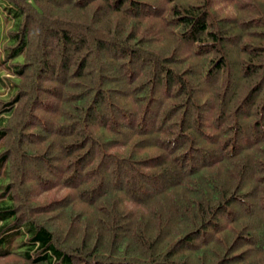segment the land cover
Masks as SVG:
<instances>
[{
  "label": "trees",
  "instance_id": "16d2710c",
  "mask_svg": "<svg viewBox=\"0 0 264 264\" xmlns=\"http://www.w3.org/2000/svg\"><path fill=\"white\" fill-rule=\"evenodd\" d=\"M0 7V264H264V0Z\"/></svg>",
  "mask_w": 264,
  "mask_h": 264
},
{
  "label": "rangeland",
  "instance_id": "374dc122",
  "mask_svg": "<svg viewBox=\"0 0 264 264\" xmlns=\"http://www.w3.org/2000/svg\"><path fill=\"white\" fill-rule=\"evenodd\" d=\"M2 11H3V9L0 7V18H1V16H2ZM29 170V169H28ZM30 171V170H29ZM27 175H29V174H31V173H29L28 171H27V173H26ZM52 177H54L53 176V174H52ZM26 178V177H25Z\"/></svg>",
  "mask_w": 264,
  "mask_h": 264
}]
</instances>
